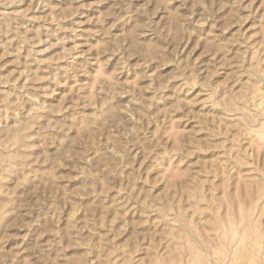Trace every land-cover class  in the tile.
I'll list each match as a JSON object with an SVG mask.
<instances>
[{
	"label": "rangeland",
	"instance_id": "obj_1",
	"mask_svg": "<svg viewBox=\"0 0 264 264\" xmlns=\"http://www.w3.org/2000/svg\"><path fill=\"white\" fill-rule=\"evenodd\" d=\"M262 5L0 0V217L12 206L21 210L23 232L10 234L28 250L20 264L25 257L45 264L53 255L70 264H196L200 257L198 264H264ZM177 44H186L183 55L194 60L191 81L159 73L158 66L173 63ZM150 68L157 72L147 73ZM139 90L151 92L141 96ZM126 95L133 100L114 108L113 116L104 110L108 98ZM133 103L150 116L149 127L155 121L157 135L164 127L172 152L187 163L154 181L149 170L138 190L105 179L103 190L92 185L87 205L70 199H88L86 187L78 188L65 194V207L53 205L50 217L45 211L38 225L28 220L35 214L21 216L39 206L47 180L37 174L27 181L16 148L57 144L73 120L112 119L128 128L122 133L127 139L142 125L115 113L136 119ZM73 237L69 247L83 251L69 257ZM7 255H0V264Z\"/></svg>",
	"mask_w": 264,
	"mask_h": 264
},
{
	"label": "clouds",
	"instance_id": "obj_2",
	"mask_svg": "<svg viewBox=\"0 0 264 264\" xmlns=\"http://www.w3.org/2000/svg\"><path fill=\"white\" fill-rule=\"evenodd\" d=\"M186 51V44L183 48L180 44H177L175 47L176 55L172 59L173 63L168 66H158L159 73L166 76L170 72H177L182 75L185 81H191L194 78V60L184 57L183 54ZM185 60L188 61L187 65L180 68L179 65L184 64ZM153 72H157V68L147 70V73ZM181 82L183 81H178L173 85L177 86ZM196 91H199V89ZM139 92L143 96L145 92L151 91L139 90ZM108 100L110 103L104 110H107L113 116L114 108L130 103L133 97L130 95L116 96L113 100L111 96ZM101 103L102 100L97 101L98 106ZM96 109L100 110L99 107ZM132 111L135 113L136 119L126 114L115 113V116H123L130 123L138 122L142 125L138 128L142 129L140 133L127 139L122 135L128 129L124 124L117 128L115 121L112 119L108 120L110 121L109 124H105V120L94 121V119H91L89 123H77L76 120H73L64 131V138L57 144L41 147L39 142L35 144L22 142L16 150L19 149V153H22L20 161L22 166L27 169V181L40 174L45 177L47 183L41 188L43 196L38 201L39 206L23 210L24 215H20L32 217L35 214V219L28 220L33 225H38L40 220H45L43 215L45 211L49 213L50 217L56 211L53 205L65 207V194L78 188L86 187L87 191L82 194L87 195L88 199L80 200L79 196H72L70 199L77 200L82 205H87L92 202V185H95V192L103 190L102 181L105 179L115 177L117 187L123 184L130 190L131 186L135 184L138 190V188L145 185L144 181L149 179V170L154 169L150 177L154 181L163 176L173 166H183L187 163L180 155L172 152L173 143L166 137L165 133L167 131L164 127L157 135L155 121H152V126L149 127L148 117L150 116L144 111L138 110L137 103L132 104ZM142 113L146 115H142ZM41 170L43 171L41 172ZM120 173L124 174L122 180L119 176ZM60 176H64L66 179L54 178ZM24 179L25 176L22 180ZM147 185L151 186L150 183ZM162 187L163 185H161ZM122 199H126V197H122ZM133 201L135 202V195H133ZM70 210L71 207L68 205L65 213L67 214ZM17 212L21 213V210L12 206L0 217V245H4V247H0V255H7L5 249L11 252V255H7L6 264H20L21 257L28 251L22 244L14 243L16 239L10 238V234L16 235L12 231L14 229L23 232L19 223H17L19 219L16 215ZM27 212H31V215L27 216ZM75 238L73 237V240L67 245L66 256H75L83 251L79 248L69 247ZM39 255L44 256L43 251ZM23 264H29L27 257H25ZM45 264H70V262L67 260L59 261L53 255L45 258Z\"/></svg>",
	"mask_w": 264,
	"mask_h": 264
},
{
	"label": "bare ground",
	"instance_id": "obj_3",
	"mask_svg": "<svg viewBox=\"0 0 264 264\" xmlns=\"http://www.w3.org/2000/svg\"><path fill=\"white\" fill-rule=\"evenodd\" d=\"M181 221H182V220H181ZM177 235H178V234H177ZM178 237H179V236H178ZM178 239H179V238H178ZM227 244H228V243H227ZM177 246H178V245H177ZM181 247H182V246H181ZM227 248H228V247H227ZM221 251H222V250H221ZM192 253H193V252H192ZM182 254H183V253H182ZM186 255H187V253H186ZM182 256H184V255H182ZM184 257H185V256H184ZM192 257H193V256H192ZM195 257H198V256H195ZM195 257H194V258H195ZM168 258H169V257H168ZM168 258H167V259H168ZM170 258H172V257H170ZM170 258H169V259H170ZM180 259H181V258H180ZM192 259H193V258H192ZM200 259H201V257L199 258V260H200ZM184 260H185V259H184ZM190 260H191V259H190ZM199 260H196V264H198L197 261H199ZM181 261H182V260H181ZM193 261H194V259H193ZM193 261H192V263L195 262V261H194V262H193ZM201 261H202V260H200V262H201ZM226 261H227V260H226ZM230 261H231V258H230ZM167 262H168V261H167ZM189 262H190V261H188V264H190ZM174 263H176V262H174ZM168 264H169V263H168ZM170 264H171V263H170ZM179 264H180V263H179ZM184 264H187V263H184ZM199 264H200V263H199ZM201 264H202V263H201ZM227 264H228V263H227Z\"/></svg>",
	"mask_w": 264,
	"mask_h": 264
}]
</instances>
